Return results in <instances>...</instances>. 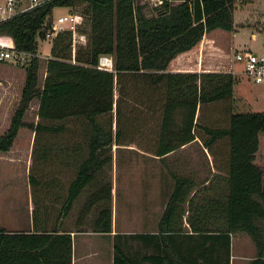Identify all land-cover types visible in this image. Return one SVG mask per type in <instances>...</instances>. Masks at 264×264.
I'll return each instance as SVG.
<instances>
[{
    "label": "trees",
    "instance_id": "1",
    "mask_svg": "<svg viewBox=\"0 0 264 264\" xmlns=\"http://www.w3.org/2000/svg\"><path fill=\"white\" fill-rule=\"evenodd\" d=\"M235 1L165 0L154 5V12L147 13L146 2L141 0H54L0 23V31L11 33L19 47L38 52L39 40L45 37V30L57 14L55 8L66 5L83 14L80 30L88 36L87 42L77 46L76 61L72 60L70 30L52 38L41 85L39 55L17 62L25 67V83L0 133V151L12 147L24 126L34 131L37 140L42 130L66 128L64 122L50 120L85 117L91 125L89 155L70 185V202L87 184L99 186L95 200L101 198L103 202L94 226L111 231L113 184L109 177H99L98 173L112 161L113 142L163 156L199 138L212 157L214 175L227 186V192L208 195L207 201L218 205L201 209L195 199L198 189L190 196L196 185L194 177L172 171L175 185L163 215V229L174 232L170 262L231 264V232L243 230L257 246V255L250 264H264V168L255 161L260 133L264 131V110L236 109L234 91L239 77L233 71L167 69L174 57L197 45L206 32L235 29ZM102 54L114 55V69L98 66ZM34 98H38L37 117L28 120L25 116ZM207 113L208 122L204 121ZM152 117L159 129L156 138H138L133 133L128 136L130 129L137 133L138 125L147 127ZM183 202H188L190 210L192 232L186 233L188 237H179L183 227L177 221L171 222L172 217L186 211ZM180 204L182 208H178ZM200 214L209 219H199ZM211 215L218 220L210 219ZM118 236L115 264H135L120 246ZM25 237H33V247H42L50 235L8 232L0 224V264H8L11 256L28 250L30 242ZM65 250L67 263L61 262L71 264V241Z\"/></svg>",
    "mask_w": 264,
    "mask_h": 264
},
{
    "label": "crops",
    "instance_id": "2",
    "mask_svg": "<svg viewBox=\"0 0 264 264\" xmlns=\"http://www.w3.org/2000/svg\"><path fill=\"white\" fill-rule=\"evenodd\" d=\"M247 1L245 0L244 3ZM205 35H208V32ZM195 47L179 53L178 55L184 54L185 61L179 60L180 57L177 55L171 60L167 69L171 71L235 72L232 62L224 61L221 63L223 68H218L216 66L218 63L215 65L213 62L205 61L203 51L199 55L200 49L196 57L188 59L189 52ZM216 61L220 62L219 59ZM16 141L9 150L0 151L2 168L0 169V224L8 232L47 233L50 237H47V242L42 247H33L35 246L32 243L33 237H25L30 242L28 243L30 245L26 247L28 250L23 255L16 253L11 256L8 264H61L62 260L67 263L68 253L65 249L69 241L72 244L71 264H115V235L117 233H119L120 246L135 264H173L169 258L174 256V251H172L174 232L163 229L165 226L163 215L175 183L173 186L161 189L156 182L150 188L142 189V196H139V190L134 192L135 198L131 196L133 192L128 189L126 199L128 196L129 201L125 199L126 215L120 214L118 197L112 186V230H98L94 226V219L99 213L103 199L95 200V191L100 187L87 184L70 202V185L77 176L81 163L89 155V140L80 138L41 140L36 161L33 156L38 141L33 137L24 147H17ZM131 146L133 145H118L115 141L113 142L112 165L110 169L107 167L111 174L113 162H116L117 147ZM192 146H202L203 149L199 150L210 155L199 138L187 141L163 156L151 154L157 157L171 156L174 164L181 167L190 160ZM260 147L255 159L259 164L261 163L258 157ZM23 155L24 159H22ZM22 162L24 167L20 164ZM52 162L54 164L49 165ZM33 168L34 173H31ZM107 169L105 164L103 172L100 171L98 176L107 177L109 175ZM175 170L177 171L176 168ZM177 173L193 176L186 172ZM214 173L215 170L212 173L213 182L210 181L211 176L205 177L203 182L196 181L193 176L196 185L191 190L190 196L198 189L195 199L199 200L198 204L201 209L208 208V205H218L217 202L209 203L208 195H220L227 192V186L219 182L220 178ZM31 175L34 176H32L33 180ZM21 177L27 181L20 185ZM111 179L113 184V178ZM22 189H24V195H22ZM182 205L186 211L182 216L172 217L171 222L177 221L183 227L182 235L179 237H188L186 233L192 232L190 220H188L190 210L188 202H183ZM182 205L180 204L178 208H182ZM206 218L208 217L205 214H200L199 219L206 220ZM210 219L216 221L218 217L211 215ZM237 231L240 230L231 232V239L235 237ZM133 233L136 235L133 236ZM232 248L233 242L231 241V264ZM183 250L185 258V241ZM187 250H189V244ZM255 256L249 254L248 258L251 260Z\"/></svg>",
    "mask_w": 264,
    "mask_h": 264
},
{
    "label": "rangeland",
    "instance_id": "3",
    "mask_svg": "<svg viewBox=\"0 0 264 264\" xmlns=\"http://www.w3.org/2000/svg\"><path fill=\"white\" fill-rule=\"evenodd\" d=\"M141 1L146 2L147 13L155 11V4L152 0ZM69 11L70 7L66 5H60L55 8L57 14L62 12L67 13ZM234 16L236 24L235 29L228 30L216 28L213 31H208V35H205L196 47L194 46L195 48L189 52L187 57L188 59L196 57L198 50L200 49L199 55L203 51V58L205 61L207 60L209 63L213 62L215 65L218 63L216 65L218 68H223L221 63L224 61L232 62V67L239 77L238 82L235 84L234 106L237 110L242 111L264 110V83L252 81L243 71V63L236 61L233 58L234 51L238 48H249L251 50L264 52V0H248L245 3L237 4ZM254 32L256 35H253ZM52 42V38L48 37H42L39 40L40 85L43 83L46 75V64L48 58L51 56ZM178 56L180 57L179 60L185 61L184 54ZM215 59H219L220 62H217ZM23 68H25L23 65L11 60L0 61V133L5 129L7 120L19 102L22 88L25 83V71ZM37 102L38 98H34L26 113V119H36ZM221 107L219 106L220 111ZM204 121H210L208 113L206 117L204 116ZM50 122H64L66 128L60 131H44L43 133L42 130L37 134L38 142L35 146L36 151L33 156L35 161L38 159V151L40 149L41 141L39 139L41 138L49 140L61 138H80L89 140L91 125L83 116H69L63 120H50ZM156 128H158L156 121L154 117H152L147 127L144 125H138L135 128L137 133H134L132 129H130L128 136L133 133L132 136L134 137L136 136L138 138H146L149 140L154 139L157 137V132L159 130H156ZM200 132H202V130H200ZM34 135L35 133L30 127H22L16 137V146L24 147L30 142ZM260 145L261 147L258 157L261 161L260 164L264 167V131L260 133ZM121 148L122 147H117V157L115 156L116 162H113L112 174L109 172L110 170L108 171V169L111 168V162L106 164V169L108 167L107 173H109L107 178H113V188L118 197V208L120 209L121 215H126L127 213V205H125V201H129L128 196L126 199L128 189L130 192H133L131 193V196L135 198L134 192L139 190V196H142V189H145L146 187L150 188L152 184L154 185L156 182L161 189L173 186L175 179L172 171L191 174L198 182L204 180L205 177L210 176L212 182L214 180V177L212 178L214 170L213 160H211L210 155H206L199 150L203 149L202 146H192L190 160L186 165L181 167L174 164L171 156L157 157L134 145ZM24 158L25 156L23 155L22 159ZM20 164L24 167L23 162ZM50 164L53 165L54 162L49 163V165ZM0 169H2L1 164ZM31 173H34V168L31 170ZM26 181L27 179L21 177L19 184H24ZM21 191L22 195H24V189ZM117 212L119 211L117 210ZM232 242V264H250L248 255H257V246L253 237L248 232L240 230L235 233Z\"/></svg>",
    "mask_w": 264,
    "mask_h": 264
},
{
    "label": "built area",
    "instance_id": "4",
    "mask_svg": "<svg viewBox=\"0 0 264 264\" xmlns=\"http://www.w3.org/2000/svg\"><path fill=\"white\" fill-rule=\"evenodd\" d=\"M52 1L54 0H0V23ZM164 1L165 0H152L155 5L162 4ZM244 1L245 0H236L235 2L240 4ZM83 19V14L79 11L70 10L67 13H58L52 20V24L45 30V37L48 38H53L60 31L65 29L71 31L73 61H76L75 52L78 44L85 43L88 39L86 32L80 30V25L83 22ZM33 55L40 54L19 47L11 33L0 31V60L27 62ZM233 58L234 60L243 63V71L252 81L264 83V52L251 50L249 48H238L234 51ZM98 66L106 69H114V55L102 54Z\"/></svg>",
    "mask_w": 264,
    "mask_h": 264
}]
</instances>
